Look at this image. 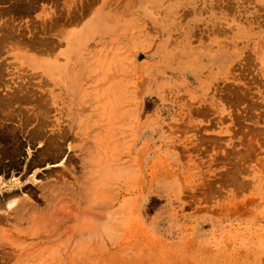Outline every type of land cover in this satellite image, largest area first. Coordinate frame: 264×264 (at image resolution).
Wrapping results in <instances>:
<instances>
[{
  "label": "rangeland",
  "instance_id": "obj_1",
  "mask_svg": "<svg viewBox=\"0 0 264 264\" xmlns=\"http://www.w3.org/2000/svg\"><path fill=\"white\" fill-rule=\"evenodd\" d=\"M25 1L0 31L55 48L12 43L2 71L46 96L47 136L68 95L82 113L58 145L4 120L0 264H264V0Z\"/></svg>",
  "mask_w": 264,
  "mask_h": 264
},
{
  "label": "bare ground",
  "instance_id": "obj_2",
  "mask_svg": "<svg viewBox=\"0 0 264 264\" xmlns=\"http://www.w3.org/2000/svg\"><path fill=\"white\" fill-rule=\"evenodd\" d=\"M28 1V3L32 2L30 0H26ZM25 1V2H26ZM14 2V1H13ZM17 2V0H16ZM18 3V2H17ZM32 4V3H31ZM14 5V4H13ZM12 6V4L10 5ZM23 6V5H22ZM15 7V6H14ZM13 7V8H14ZM10 8V7H9ZM12 8V7H11ZM10 8V9H11ZM19 8V7H18ZM25 9L29 8L28 5H25L24 6ZM23 8V9H24ZM9 10V9H8ZM4 11V10H3ZM74 11V10H73ZM8 11H6L7 13ZM12 12V11H11ZM16 12V11H15ZM25 12V10H24ZM5 13V11H4ZM14 13V12H13ZM23 13V12H22ZM84 13V12H83ZM2 14V13H1ZM1 17V16H0ZM75 19V18H74ZM55 21V20H54ZM59 21V20H58ZM57 21V22H58ZM22 23V22H21ZM55 23V22H54ZM47 24V23H46ZM15 25V24H13ZM51 27L53 24H50ZM56 25V24H55ZM10 26V25H9ZM29 26V25H28ZM45 26V25H44ZM1 28V27H0ZM3 28V27H2ZM6 28V27H5ZM3 28V31L0 33V53H1V50L3 48H7L8 46H10L12 43L14 44L15 43V46L19 45L16 43H20L21 41L23 42V46H29V48L25 47L26 49L30 50L31 48L32 49H36L35 51L37 52L39 50V52L43 51V52H46V53H49V54H52V50L55 48V44H53L52 40L49 39L48 37L45 38L44 35H43V38L42 37H34L36 36L33 35V33H31V35H29V37H27L26 39L24 38L25 37V34L24 32H16V28H11L10 27H7L9 29H5ZM31 28V27H30ZM43 28V27H42ZM5 29V30H4ZM25 30V28H23ZM56 29V28H55ZM1 30V29H0ZM57 30V29H56ZM47 32H48V29H47ZM38 33V32H36ZM40 33V32H39ZM51 33V32H50ZM49 33V34H50ZM46 34V33H45ZM48 34V33H47ZM55 34H58V33H55ZM64 36V35H63ZM62 36V38H63ZM52 38V37H51ZM21 39V40H20ZM55 40V39H54ZM20 41V42H19ZM13 44L11 46H13ZM22 46V47H23ZM31 47V48H30ZM54 47V48H53ZM15 48V47H14ZM24 48V49H25ZM31 49V50H32ZM5 50V49H3ZM8 50V49H7ZM27 50V51H28ZM33 50V51H34ZM34 51V52H35ZM2 63V62H1ZM3 65V64H1ZM4 66V65H3ZM3 66H0V171L4 170L5 169V165H14L16 164L17 162V155L18 153L20 152L21 150V147H22V144H23V138L22 137H19V133L17 131V125L16 126H9V124H6L4 125L3 122H5L4 120H12V118L18 113L19 114V110L20 113H22V116H21V122L22 125H21V122H20V125L21 127H23L24 125L26 126V123L27 122H30L29 120L32 119V120H35L36 123H35V126H32L28 129V132H27V135H25V138L24 140H28V141H32L35 137H38V136H41V134H43L45 131H44V126H45V119L47 117V109H49V107H47V109H40L42 106H45V105H41L43 104L41 101H45V97H42L43 95H41V92H39V90H36L35 88L33 87H28L29 85L28 84H21V82H18L17 83V80L15 79L16 77H18V75H13V76H10L9 77H6V74H9V72H6V71H2L3 69ZM22 67V66H21ZM7 68V67H4V69ZM18 68V66H17ZM62 68V67H61ZM19 69V68H18ZM22 71V70H21ZM26 71V70H25ZM6 72V73H5ZM27 73V72H26ZM33 73V72H32ZM247 73V72H246ZM32 76V75H31ZM47 76L50 77V78H53L52 77V74H51V71H48L47 72ZM23 77V76H22ZM28 77V76H27ZM64 78V77H63ZM254 80V79H253ZM20 81V80H19ZM25 84V85H24ZM27 85V87H25ZM32 85V83H31ZM34 85V84H33ZM24 86V87H23ZM5 88V90H3V88ZM115 90V89H114ZM113 90V91H114ZM4 91V92H3ZM70 96V97H69ZM48 98V97H47ZM67 98V97H66ZM68 98H69V106H68V113L69 116H70V120H69V123L68 124H62L61 126H59L57 128V130H55V135H50V136H47L46 133H44L43 136H47L48 140H49V143L54 145V143H57V145L59 143H61L62 140H65L67 138H69L72 134H73V130L74 128L78 125L79 123V116H80V113L81 112V107H78L76 106V103L74 102L75 101V98H72L71 95H68ZM239 100V99H238ZM22 102H33V105H35L33 108L31 107V112H29V114H25L23 112V110L21 109V106L20 104H22ZM40 106V108H39ZM36 107V108H35ZM25 109V108H23ZM85 109V108H84ZM14 111H17L14 113ZM27 111V110H26ZM83 111V110H82ZM86 112V111H85ZM62 113H64L66 115V112L62 111ZM47 114L45 117L44 115ZM49 117V116H48ZM16 119V118H15ZM49 123V122H48ZM81 123V122H80ZM83 123V122H82ZM24 124V125H23ZM56 125V124H55ZM83 126V124H82ZM43 127V128H42ZM85 127V126H84ZM40 128V129H39ZM78 129V128H77ZM77 131V130H76ZM19 135V136H18ZM22 138V139H21ZM61 145V144H60ZM55 147V146H53ZM57 148V147H56ZM61 149V148H60ZM49 151H51L50 149H48ZM29 152V150H28ZM57 152V151H56ZM37 153V152H36ZM58 154V153H57ZM61 155V154H60ZM8 158V161L5 162L4 161V158ZM84 158V157H83ZM68 162V161H67ZM40 163V162H39ZM8 169V168H7ZM7 171V170H5ZM0 189H1V183H2V180L4 181L5 178L2 179V177L0 176ZM16 180V178H15ZM6 181V180H5ZM20 181V180H19ZM4 183V182H3ZM17 182H15L16 184ZM12 184H14L13 182L8 185L9 187L6 189V190H0V206L4 204V200L10 195L9 193H13L12 190L15 189L12 188ZM19 184V182H18ZM17 184V187L19 186ZM3 186V185H2ZM79 187V186H78ZM3 191H7L5 192V194H3ZM11 191V192H10ZM55 192V191H54ZM22 194H24L22 192ZM21 196V195H20ZM23 196V195H22ZM21 196V197H22ZM12 197V196H11ZM19 197V196H18ZM17 197V198H18ZM27 198V197H26ZM7 201V200H6ZM22 202V201H21ZM5 205V204H4ZM17 206V205H16ZM6 209V208H5ZM13 209V208H12ZM1 211V210H0ZM3 211V210H2ZM8 213V212H7ZM7 213H6V216H7ZM16 213V212H15ZM0 215L2 216V214L0 213ZM0 216V217H1ZM49 216V215H48ZM4 217V215H3ZM3 217L0 218L1 220H3ZM23 217V216H22ZM61 219V218H60ZM15 220V219H14ZM19 220V219H18ZM13 221V220H12ZM16 221V220H15ZM7 225V224H5ZM25 226V225H24ZM35 227V226H34ZM28 228V227H27ZM25 229V228H24ZM4 253V252H3ZM7 255V254H6ZM1 256V255H0ZM7 257V256H6ZM8 260V259H7Z\"/></svg>",
  "mask_w": 264,
  "mask_h": 264
}]
</instances>
